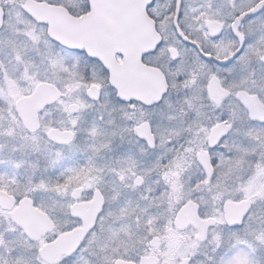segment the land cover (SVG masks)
<instances>
[{"label": "snow or ice", "instance_id": "6c2138e0", "mask_svg": "<svg viewBox=\"0 0 264 264\" xmlns=\"http://www.w3.org/2000/svg\"><path fill=\"white\" fill-rule=\"evenodd\" d=\"M0 264H264V0H0Z\"/></svg>", "mask_w": 264, "mask_h": 264}]
</instances>
